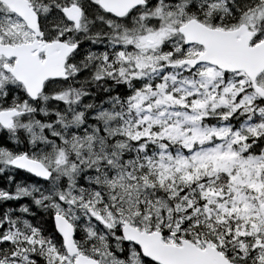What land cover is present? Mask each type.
Masks as SVG:
<instances>
[{"label":"snow or ice","instance_id":"1","mask_svg":"<svg viewBox=\"0 0 264 264\" xmlns=\"http://www.w3.org/2000/svg\"><path fill=\"white\" fill-rule=\"evenodd\" d=\"M0 177V264H264V0H0Z\"/></svg>","mask_w":264,"mask_h":264},{"label":"trees","instance_id":"2","mask_svg":"<svg viewBox=\"0 0 264 264\" xmlns=\"http://www.w3.org/2000/svg\"><path fill=\"white\" fill-rule=\"evenodd\" d=\"M25 175L26 174H22L21 179H23ZM6 186H7L6 181L2 177H0V187H6Z\"/></svg>","mask_w":264,"mask_h":264}]
</instances>
